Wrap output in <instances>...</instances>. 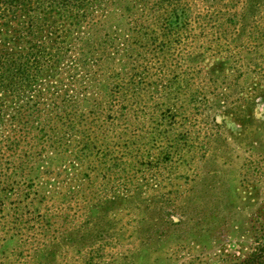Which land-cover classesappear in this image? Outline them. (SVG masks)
Masks as SVG:
<instances>
[{
    "label": "trees",
    "instance_id": "1",
    "mask_svg": "<svg viewBox=\"0 0 264 264\" xmlns=\"http://www.w3.org/2000/svg\"><path fill=\"white\" fill-rule=\"evenodd\" d=\"M253 3L201 14L192 0H0V264H16L11 253L21 260L19 232L50 228L72 201L83 220L66 233L77 252L90 250L85 264L102 258L98 244L135 198L144 212L157 211L155 226L182 225L140 190L112 185L134 166L194 153L190 131L175 125L178 109H222L240 126L252 120L250 108L242 110L264 102V84L242 92L247 106L236 108L232 53L223 48L230 29L243 33V9ZM197 22L209 27L197 32ZM147 122L144 140L131 133ZM152 236L164 238L162 230ZM60 238L32 250L30 264H54ZM254 238L247 255L228 264H264V202L262 234Z\"/></svg>",
    "mask_w": 264,
    "mask_h": 264
},
{
    "label": "rangeland",
    "instance_id": "2",
    "mask_svg": "<svg viewBox=\"0 0 264 264\" xmlns=\"http://www.w3.org/2000/svg\"><path fill=\"white\" fill-rule=\"evenodd\" d=\"M252 1L216 0L214 6H207L203 0H192L201 14H210L225 7L234 13L245 6L250 7ZM262 1L254 0L249 12L243 9L248 15L243 33L240 34L236 28L230 29L228 39L231 44L226 43L223 48L228 46L232 53L235 89L231 103L235 102L236 108L247 106L246 101L238 100L243 98L240 97L242 92L248 94L264 84ZM195 26L197 32L200 27H209L200 26L198 22ZM194 86L201 87L199 80L195 81ZM249 108L253 118L244 126L230 118H223L222 109L191 108L187 109L186 114L178 109L175 125L178 129L190 131L191 141L195 145L194 153L184 151V161H181V157L171 159L166 164H156L149 159L153 161L152 164L148 163L149 168L134 166L132 171L122 173L119 180L114 179L112 187L117 185L121 191L126 188L130 191L135 188L140 190L148 203H154L153 208L164 207L168 217L174 222L181 220L182 225L172 226L168 230L155 226L162 223L157 211L144 212L146 210L140 208L141 204L135 198L131 211H121L115 215L113 229L107 233L108 240L98 244L99 247L103 246V256L101 258L94 254L93 264H228L246 256L254 245V237L262 234L264 202V102L257 99L242 111ZM149 127L148 122L141 123L133 126L131 133L144 140L143 135L149 131ZM256 137L259 144L251 145ZM139 144L143 146L144 142L139 141ZM158 149L151 151L156 153ZM127 175L132 176L129 179L131 182L124 180L123 177ZM112 187L111 184L108 186ZM55 210L53 207L52 213ZM78 211L74 201L71 205L66 203L65 214L60 218L53 217L50 228L44 223L37 226L35 231L28 226L29 230L23 229L22 234L19 232V239L24 244L19 253L21 260H16L15 253H11V262L30 264L32 250L64 235L65 240L60 238L56 247L59 254L54 264H85L90 250L77 252L66 233L68 228L83 220ZM105 226L103 220L95 229L101 230ZM161 230L164 240L152 241V235ZM146 235L151 238L143 245L141 238H146ZM138 250L144 252V257L136 258L133 255Z\"/></svg>",
    "mask_w": 264,
    "mask_h": 264
}]
</instances>
